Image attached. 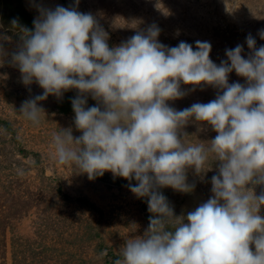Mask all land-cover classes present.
<instances>
[{
    "label": "clouds",
    "instance_id": "1",
    "mask_svg": "<svg viewBox=\"0 0 264 264\" xmlns=\"http://www.w3.org/2000/svg\"><path fill=\"white\" fill-rule=\"evenodd\" d=\"M38 10L34 30L11 21L22 40L11 63L23 84L35 82L44 90L19 112L38 125L44 112L38 102L78 90L71 103L82 135L74 137L71 128L54 134L53 158L90 180L109 171L129 180L130 191L147 198L152 214L142 236L126 239L116 264H264V192L254 190L264 185V45L257 48L249 34L248 57L237 45L225 50L227 60L218 65L210 58V42L169 47L159 41L156 24L110 47L109 33L93 14L63 6ZM258 35L264 39V29ZM6 39L0 34V41ZM233 71L246 84H230ZM182 84L220 92L208 103L177 110L168 102L187 94ZM88 96L97 106H87ZM192 121L206 122L217 133L209 148L181 135ZM210 154L219 162L211 177L213 195L177 216L160 189L192 192L187 170L206 173Z\"/></svg>",
    "mask_w": 264,
    "mask_h": 264
},
{
    "label": "rangeland",
    "instance_id": "2",
    "mask_svg": "<svg viewBox=\"0 0 264 264\" xmlns=\"http://www.w3.org/2000/svg\"><path fill=\"white\" fill-rule=\"evenodd\" d=\"M56 6L93 14L109 33L110 47L156 24L158 39L166 46L184 41L195 49L196 41L210 42V58L219 65L227 60L225 50L237 45L244 46L242 55L248 57L249 34L257 48L264 45L258 35L264 29V0H79L78 5L76 0H0V34L9 37L0 41L5 52L0 57V264H116L126 239L142 236L149 226L147 198H138L129 180L114 178L110 171L90 180L53 158L54 134L71 128L74 137L82 135L75 128L71 103L78 90L38 102L44 110L38 125L19 112L25 100L44 90L35 82L23 84L19 68L11 63V54L22 43L11 21L29 28L40 16L39 7ZM234 82L246 84V79L233 71L229 83ZM181 88L187 94L168 102L177 110L208 103L220 92L206 84ZM87 99L88 107L97 106L91 96ZM184 134L187 143L206 149L217 135L206 122L195 121L184 127ZM218 164L210 154L206 173L187 170L188 182L195 185L190 193L160 189L177 216H186L213 195L211 177L218 174ZM254 190L260 195L264 185Z\"/></svg>",
    "mask_w": 264,
    "mask_h": 264
},
{
    "label": "trees",
    "instance_id": "3",
    "mask_svg": "<svg viewBox=\"0 0 264 264\" xmlns=\"http://www.w3.org/2000/svg\"><path fill=\"white\" fill-rule=\"evenodd\" d=\"M17 10H20V8H17ZM22 13H23L24 15H29V13H27L25 10H24V12H22ZM33 22H34V20L31 21V23H32L31 25H32V26H30L28 29H30V30H34V29H33V26H34V23H33ZM98 177H100V176H98Z\"/></svg>",
    "mask_w": 264,
    "mask_h": 264
}]
</instances>
